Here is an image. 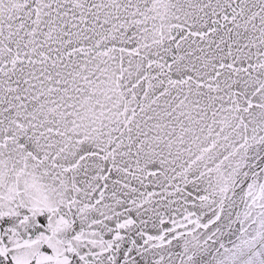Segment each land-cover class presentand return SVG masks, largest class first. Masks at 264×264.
I'll return each mask as SVG.
<instances>
[{
  "label": "snow or ice",
  "instance_id": "obj_1",
  "mask_svg": "<svg viewBox=\"0 0 264 264\" xmlns=\"http://www.w3.org/2000/svg\"><path fill=\"white\" fill-rule=\"evenodd\" d=\"M0 264H264V0H0Z\"/></svg>",
  "mask_w": 264,
  "mask_h": 264
}]
</instances>
